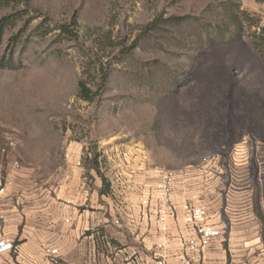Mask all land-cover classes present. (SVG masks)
<instances>
[{"label": "rangeland", "instance_id": "rangeland-1", "mask_svg": "<svg viewBox=\"0 0 264 264\" xmlns=\"http://www.w3.org/2000/svg\"><path fill=\"white\" fill-rule=\"evenodd\" d=\"M5 19L1 212L64 227L71 195L88 192L114 226L147 210L157 240L184 187V210L220 227L226 264L264 263V0H9ZM100 235L77 259L112 255ZM165 250L153 247L155 264Z\"/></svg>", "mask_w": 264, "mask_h": 264}, {"label": "crops", "instance_id": "crops-1", "mask_svg": "<svg viewBox=\"0 0 264 264\" xmlns=\"http://www.w3.org/2000/svg\"><path fill=\"white\" fill-rule=\"evenodd\" d=\"M177 190L176 207H174L177 217L169 219L167 234L161 235L157 240L153 239L156 236L154 235L156 225L152 222V216L150 222L147 221V210L144 212L143 223H135L131 220L132 216L128 215L130 218L127 221L124 219L122 223L119 222L114 226L113 223L111 225L104 219V206L103 203H99V194L96 196L88 192H81L78 196L71 195L72 205L69 208L73 223L64 227L47 225L42 219L36 217L25 220L24 214L0 211V239L9 238L17 241L18 253L14 257L15 264H52L44 245L58 249L59 259L65 264H84L81 259H77L75 252L87 246L88 243L100 241V234L103 239H106L103 243L107 244V253L112 254L111 256L104 254L100 264H136L140 260L144 264H155L152 260V252L156 245H163L166 248L162 257L168 264H201V262L202 264H226L227 254L222 249L219 239H216L213 246L204 254L203 261L199 254H188L184 257V242L194 234V223L192 213L185 211L183 206L187 195L186 189L178 187ZM179 190L183 192L179 193ZM103 199L102 195V201ZM81 207L82 209H78ZM88 207L95 210L92 214L96 215L95 225L98 230L96 237L90 233L94 231L92 228L94 224L90 223V213L86 210ZM218 228L220 229L219 226ZM112 243H119L127 249L124 253L122 251L112 253L113 250L116 251L112 248Z\"/></svg>", "mask_w": 264, "mask_h": 264}, {"label": "built area", "instance_id": "built-area-1", "mask_svg": "<svg viewBox=\"0 0 264 264\" xmlns=\"http://www.w3.org/2000/svg\"><path fill=\"white\" fill-rule=\"evenodd\" d=\"M161 186V192L165 203H168L172 199L173 194V178L166 176ZM192 220L194 227V234L191 235L185 241V247L188 254H201L218 238L221 237V230L214 224L208 223L206 219V213L204 208L194 207L192 210ZM161 231L168 232L167 217L161 219ZM46 252L48 253L51 262L57 264V258L59 257V251L55 248H50L44 245ZM18 253V245L15 241L9 238L0 239V264H15L14 257ZM184 257L185 254H184ZM157 264H167L165 260H159Z\"/></svg>", "mask_w": 264, "mask_h": 264}, {"label": "trees", "instance_id": "trees-1", "mask_svg": "<svg viewBox=\"0 0 264 264\" xmlns=\"http://www.w3.org/2000/svg\"><path fill=\"white\" fill-rule=\"evenodd\" d=\"M9 0H0V7H2L4 4L8 3ZM9 20L5 19L4 22L5 23H2L0 24V27L2 26H6L8 23ZM3 28V27H2ZM238 29V28H236ZM68 33V32H66ZM106 77V75H105ZM106 81V79H104ZM155 81V78H152L150 80V84H152L153 82ZM95 92L92 90V88L84 81V80H81L78 84V95L79 97L84 100V101H87V102H92L94 100V96H95ZM93 164H94V169H96V171H98V167H99V156L96 155L94 160H93ZM99 173V171H98ZM104 182H106L105 178L103 177L102 178Z\"/></svg>", "mask_w": 264, "mask_h": 264}]
</instances>
